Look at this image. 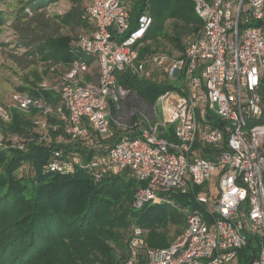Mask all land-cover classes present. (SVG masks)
Here are the masks:
<instances>
[{"label": "built area", "instance_id": "2783aa9c", "mask_svg": "<svg viewBox=\"0 0 264 264\" xmlns=\"http://www.w3.org/2000/svg\"><path fill=\"white\" fill-rule=\"evenodd\" d=\"M193 1L202 27L186 37L183 54L175 57L141 56L152 22L148 7L130 31L133 0H88L82 16L92 32L78 31L76 45L97 57L98 81L86 78L90 65L77 57L54 85L38 88L54 90L58 101L14 91L0 106V121H11L14 110L39 111L40 140L50 143L52 133L61 131L56 139L86 150L54 151L44 167L85 168L96 181L129 171L138 182L135 208L175 204L171 194L200 187L196 207L179 205L185 226L169 246H149L146 229L133 226L125 264H238L249 238L258 243L251 264H264V123L250 125L264 113V25L256 24L264 20V0ZM125 71L175 83L178 88L155 102L163 119L151 121L140 111L132 126L121 127L111 106L120 111L132 91L118 81V72ZM171 125L174 141L163 136ZM119 128L122 134L107 145ZM206 148L214 158L203 156Z\"/></svg>", "mask_w": 264, "mask_h": 264}, {"label": "trees", "instance_id": "16d2710c", "mask_svg": "<svg viewBox=\"0 0 264 264\" xmlns=\"http://www.w3.org/2000/svg\"><path fill=\"white\" fill-rule=\"evenodd\" d=\"M53 1L57 0H30L10 13V26L16 34L13 43L24 48L21 55L12 57L22 69L40 64L46 68L77 57L90 63L87 54L78 49L76 38L62 34L66 26L76 29L88 22L82 16V0L68 13V19L48 11L47 5ZM147 3L153 21L145 33V41L153 43L164 37L183 47L186 32L202 26L193 0H133L130 31L137 27ZM169 19L173 21V35L165 27ZM2 22H6V17L0 11V25ZM256 24L264 25V20ZM151 42L141 46V56L158 52ZM72 43L77 49L75 53L71 50ZM117 78L119 83L153 103L166 91L178 88L167 77L146 79L125 71L118 72ZM30 92L42 94L53 102L59 100L54 90ZM262 93L264 95V87ZM111 112L114 117L119 114L113 105ZM33 117L14 110L12 121L3 128L31 138L23 148L0 146V264H125L129 257V237L135 225L148 228L149 246L170 245L173 239L169 226H185L184 212L178 207H196L199 186L194 185L187 194H171L175 204L151 202L135 208L133 198L138 182L129 171L107 173L96 181L85 168L71 172L47 170L44 165L54 151L65 154L86 150L66 138L57 141L56 135L61 131L52 133L50 143L40 141L41 129ZM257 120L264 123V113ZM32 134L34 137L30 136ZM120 135L117 133V137L106 144H113ZM163 136L176 140L174 127H167ZM203 156L214 158L210 148L204 149ZM25 163L31 165V173L23 171ZM180 232L181 229L176 236ZM256 244L254 238H249L248 244L239 250L238 264H251L258 255Z\"/></svg>", "mask_w": 264, "mask_h": 264}, {"label": "rangeland", "instance_id": "374dc122", "mask_svg": "<svg viewBox=\"0 0 264 264\" xmlns=\"http://www.w3.org/2000/svg\"><path fill=\"white\" fill-rule=\"evenodd\" d=\"M30 0H1L0 1V11L5 13L6 22H2L3 24L0 25V106H3L6 104V102L9 99V96L14 91H34L43 84L47 83L49 85H54L56 81H58L59 76L66 73L69 68L70 62H64L61 61L58 64H53L49 67H43L42 64L39 66H31L27 69H22L17 61L12 57V55H21L24 52V48L16 47V45L13 43V40L16 38L15 31L11 28V16L10 13H12L15 9H19L20 7L26 5V3ZM81 0H57L48 3L47 9L50 13L53 15H59L60 17H65L68 19V13L71 11V9L80 2ZM88 0H82L80 2V8H84L87 5ZM150 11V4L147 3V6ZM151 14V11H150ZM153 21V17H152ZM152 24V22H151ZM150 24V25H151ZM85 27V24L84 26ZM150 27V26H149ZM166 30L169 32V34L173 35L175 33V29L173 26V21L169 19L166 22ZM202 27V26H201ZM199 28V30L201 29ZM82 29L81 26H79L76 29L70 28V26H66L62 30V34L64 35H70L73 38H76L77 32ZM199 30L195 31H189V33L186 32V36L182 39L183 47L176 46L173 42H171L169 39L160 37L159 40L153 43L151 40H143V43L141 46H144L146 43H152L153 47L156 48V51L158 52H166L173 56H181L184 52V42L186 40V37L190 34L196 33ZM126 37V34L122 35L121 38ZM76 40V39H75ZM75 45H71V50L73 53L77 50ZM88 60L93 61L97 60V57L95 55L88 54ZM95 66H98L95 64ZM264 81V76L261 77V81ZM174 83V82H173ZM178 85H181L180 81L176 82ZM175 84V83H174ZM132 91L128 94V96L124 99L122 108L119 111V114L117 116L118 122L122 124L123 126H132L135 119L138 116V113L142 111L146 114L147 118L151 121H157L164 118V113L160 108L156 106L155 103L151 102L149 99L142 96L137 91L131 89ZM58 95V93H57ZM159 105V103H157ZM30 115L34 116L35 120H42L44 117L41 115L39 111L32 112ZM12 121V120H11ZM11 121H0V146L1 147H8V146H16L19 147L18 144H23L25 142H28L29 137L28 134L25 133H16V132H10L3 129L6 125L10 124ZM262 123L260 120H251L250 125L252 124H260ZM123 128L118 129L117 133L120 135ZM34 137V135H30ZM18 139L19 142L15 139ZM40 140V139H39ZM42 141V140H40ZM39 143V141H38ZM23 171L31 173L32 167L30 164L25 163L22 165ZM21 173V172H20ZM129 173V172H128ZM146 229V234L148 235V228ZM169 235L174 240L176 236V232L180 229L174 224H171L169 226ZM228 264H233V262H230Z\"/></svg>", "mask_w": 264, "mask_h": 264}, {"label": "crops", "instance_id": "0c3cea01", "mask_svg": "<svg viewBox=\"0 0 264 264\" xmlns=\"http://www.w3.org/2000/svg\"><path fill=\"white\" fill-rule=\"evenodd\" d=\"M85 8V7H84ZM83 31H85L86 33H91L92 32V26L90 23L88 22H85V27H82ZM80 30V31H81ZM95 64L98 65V62L96 60H93V61H90L89 65H90V70H89V73L86 74V78L90 81H93V82H97L98 81V77H99V66H95ZM34 118V117H33ZM35 119V118H34ZM36 121V120H35ZM57 141H62V139L58 138L56 139ZM184 227H181V232L183 230ZM180 232V233H181ZM179 233V234H180ZM178 234V235H179Z\"/></svg>", "mask_w": 264, "mask_h": 264}]
</instances>
